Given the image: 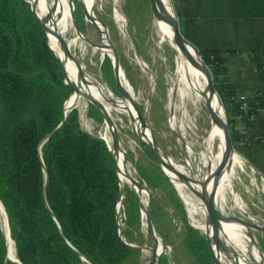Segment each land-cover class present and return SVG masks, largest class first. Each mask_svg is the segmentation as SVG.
<instances>
[{
    "label": "trees",
    "instance_id": "1",
    "mask_svg": "<svg viewBox=\"0 0 264 264\" xmlns=\"http://www.w3.org/2000/svg\"><path fill=\"white\" fill-rule=\"evenodd\" d=\"M174 1L183 35L200 49L212 72L232 140L242 141L235 117L250 125V116L260 115L264 94L240 97L227 68V55L236 50L232 43L224 49L204 45L202 26L206 21L230 20L238 26L245 19H262L264 0ZM241 34H236L238 40L248 36ZM258 70L264 81V62ZM65 79L30 2L0 0V199L18 256L23 264H84L81 255L92 264L138 260L140 250L127 246L119 233L116 206L121 189L114 155L104 139L82 128L77 109L64 120L65 102L74 92ZM89 106L91 116L100 119L102 114ZM49 135L42 161L40 146ZM123 203L126 224L138 226L139 202L127 188ZM179 207L186 221L181 241L185 254L195 264H214L205 235L187 222L180 201ZM5 260L0 214V264ZM160 264H169L165 255H160Z\"/></svg>",
    "mask_w": 264,
    "mask_h": 264
},
{
    "label": "rangeland",
    "instance_id": "2",
    "mask_svg": "<svg viewBox=\"0 0 264 264\" xmlns=\"http://www.w3.org/2000/svg\"><path fill=\"white\" fill-rule=\"evenodd\" d=\"M27 1L31 3L30 0ZM57 1L60 4V0ZM144 2L145 4H143ZM171 2L175 14L177 15L175 1L171 0ZM71 4L74 15L88 38L92 42L98 44L99 49L104 50L102 33L89 22L87 7L83 0H71ZM116 9H119L127 19L126 34H123L119 28L116 20ZM58 11L61 12L60 7ZM142 15H144V17ZM153 16L152 4L149 0H94V7L91 11L90 18L98 20L106 28L107 35L115 52V59H112L110 54H105L101 50H98V48L94 49V46L88 43L84 51L76 50V61L73 65L76 66L75 68L77 70L81 68L85 75L93 77L97 88L104 89V85H106V87L108 86L110 88L107 87L109 93L112 95L115 93L119 98L124 99L125 102L127 98L123 95L121 89H123V85L124 88H128L127 85H129L135 96L134 101L136 106L143 115L148 117L152 131L160 146L172 161L186 166L191 163L192 158L190 155H188V157L185 155L180 144L179 132L177 131L176 125L169 119L166 99L169 94L170 86L163 80L164 77L172 75L177 70L174 63V53L169 54L171 58L170 62L161 63L158 58L159 56L150 49L148 45V20L151 19L153 22ZM202 28L203 31L205 30L204 33L206 34H203V37H201L204 45H213L224 49L227 44L233 42V39L235 43L241 42L237 39L236 34H241L245 27L243 22L236 26V24L233 25L230 20H222V22L206 21ZM212 31L218 33L214 38H211ZM209 36L210 38H207ZM48 40L50 39L48 38ZM137 52L150 66L154 79L151 77V72L149 70L142 69V67L134 61ZM116 60L119 66H116ZM120 65L124 72L119 74ZM96 80L98 82H96ZM125 81H127L128 84ZM105 90L106 89L102 91ZM74 95L75 88L73 94L67 99L65 107L66 105L68 106ZM74 109L77 108L69 109L68 112ZM90 109V106H88L87 120H81L79 116L81 126L90 134L105 140L103 127L106 118L103 115L100 119L91 116ZM124 122L122 126L119 122H115L111 127L117 134L124 149V163H126L132 176L143 186L145 191L143 192V197H141L130 185H122L124 190L126 188L129 189L138 199L141 212L140 224L138 226L129 227L126 224L127 213L124 203L119 205L117 215L121 223V234L123 239L129 244L145 246L147 248V251H145L147 253L146 257H144L143 251L140 250L138 260H132L127 264H149L158 246L160 248V255H165L169 264H195L187 257L181 245V241L186 232V221L182 216L179 201L182 203L187 222L190 224L186 203L173 183L165 176L159 159L140 140L125 117ZM201 125L203 128L211 127V121H208L205 125V121L201 120ZM235 129L239 131L238 127H235ZM239 132L242 134L243 131ZM244 132L246 131L244 130ZM219 147V132L215 131V152H218ZM234 147L236 154L241 156L243 164L242 167L239 165H230L224 174V183H232L233 193L231 190H227V201L224 204H222L221 201L222 211L223 213L225 211V216H228L227 211H229L233 213V217H235L237 221H244V226L248 229L250 234L256 238V245L260 247L262 253H264V179L240 153L239 142H235ZM186 172L187 171H182V173ZM144 198L149 204L147 207H145V203H143ZM0 202H2L1 199ZM237 202L238 204L240 203V208ZM241 205L245 210H242L243 207ZM144 209L148 210L147 220L144 216ZM251 216L256 217L258 221L260 220L261 225L254 224L250 219ZM7 221L9 234L13 241H15L11 232L9 215ZM147 226L150 227L148 230ZM1 229L6 245L5 263L17 264L7 258L8 242L2 228V223ZM15 247L18 255L16 241ZM84 264L91 263L85 261ZM156 264L160 263L157 261Z\"/></svg>",
    "mask_w": 264,
    "mask_h": 264
},
{
    "label": "bare ground",
    "instance_id": "3",
    "mask_svg": "<svg viewBox=\"0 0 264 264\" xmlns=\"http://www.w3.org/2000/svg\"><path fill=\"white\" fill-rule=\"evenodd\" d=\"M30 1L33 6L35 5V11L37 10L36 13L38 16L49 28V43L52 49L60 56L66 67L67 83L75 88V95L65 108L67 110L77 108L80 119L87 120V107L93 100L96 102L95 104H97V106L102 110L104 117L106 118L103 127L104 137L116 157L121 186L128 184L141 197H143V192L145 190L143 186L132 176L130 169L126 163H124V149L117 134L111 127L115 122H119L122 126L123 123H125V117L127 118L132 130L139 136L140 140L145 145L151 146L149 129L146 131L147 133H144L145 130L143 124L132 101V98L135 99V96L131 91V87L127 85L128 88H126V90L130 96L126 97L127 101L125 102L124 99L119 98L115 93H113V95L109 93L107 91L109 88L108 86L107 88L106 85H104V89H106L105 91H102L104 89L97 88L93 77L85 75L81 68L77 67L79 70L75 68L76 66L73 64H75L76 61V50L84 51L88 41L74 26L70 15V0H60V4L57 0ZM149 1L154 9V19L153 22L151 19L148 20V45L150 46V49L159 56L158 58L161 63L167 61L170 62L171 58L169 57V54L174 53V63L177 70L172 75L163 78L164 82L170 86L169 94L166 99V105L169 119L175 123L177 131L179 132L180 144L185 152V155L187 157L190 155L192 158L189 165L182 166L172 161V159L168 156L174 167V174L172 173L174 180L172 183L186 203L192 224L202 230V234H205L207 229L205 209L201 194L202 188L194 183L184 181L181 176L183 174L184 176L186 175V178L189 177L196 180L197 183L204 181L209 184L214 180L219 170L225 149V136L220 125H218V119L214 116L211 108V101H213L214 106H216L215 93L212 91L208 94L206 76L200 69L197 57L188 50L184 49V47L177 42L174 33V24L171 21L172 19L169 21L166 16H164V13L160 12L156 8L155 0ZM83 2L87 7V17L89 22L98 28V30L102 33L104 50L99 48L98 50H101L105 54H110L111 58L115 59V52L107 35L106 28L98 20L90 18L91 11L94 7V0H83ZM164 3L166 8L165 11L170 17L174 18L175 14L170 0H164ZM143 4H145V2ZM59 7L61 12L58 11ZM116 10V20L119 28L123 34H126L127 19L119 9ZM142 16L144 17V15ZM62 43L66 44L68 47L70 51L69 56L66 55V51L64 50ZM94 49L96 48L94 47ZM134 61L142 67V69L149 70L151 72V77L154 79L150 66L142 59L138 52L136 53ZM115 64L116 66H119L117 60L115 61ZM96 82L98 81L96 80ZM125 82L127 83V81ZM215 109H217V111L221 110V108H217V106ZM219 114L222 115L221 111ZM201 120L205 121V125L208 121H211V127L203 128ZM215 131L219 132L220 147L218 152H215L214 150ZM242 164L241 156L234 153L232 156V163L230 165H239L242 167ZM210 169L211 172H213L212 177L206 178L209 175L208 170L210 171ZM182 171L187 172L182 173ZM223 178L224 175L221 179L219 188L213 195L214 201L217 202L218 206L221 204V201L222 204L227 201V190H231L233 193L232 183H224ZM143 200L145 207H147V205H149L147 200H145V198ZM120 204L121 203L119 201L117 209ZM222 204L220 206H222ZM0 205L2 208L1 223L10 248V256H12V258L20 264L14 241L8 232V221L5 215L6 212L4 204L0 202ZM215 208L217 214L218 210L216 205ZM243 209L245 210L244 207L242 210ZM144 212L145 219L147 220L148 210L144 209ZM227 214L228 216H225L224 220L217 214L220 236L224 247L227 249V252L223 255V263L264 264V253H262L260 247L256 245V238L253 237L244 226V221H237L236 218L233 217L232 212L227 211ZM250 219L254 224L261 225L260 220L258 221L256 217L251 216ZM149 228L150 227L147 226V230ZM138 247L143 251L144 257H146L147 253L145 251H147V248L145 246ZM159 255L160 248L158 246L154 251L152 260L149 264H156Z\"/></svg>",
    "mask_w": 264,
    "mask_h": 264
},
{
    "label": "water",
    "instance_id": "4",
    "mask_svg": "<svg viewBox=\"0 0 264 264\" xmlns=\"http://www.w3.org/2000/svg\"><path fill=\"white\" fill-rule=\"evenodd\" d=\"M71 2V0H70ZM171 2V0H170ZM31 4V8L34 12V15L35 17L38 19V21L41 23V25L44 27L46 33H47V37H48V33H49V28L47 27V25L44 23V21L38 16V14L36 13L35 11V7L33 6L32 3ZM71 4V3H70ZM155 5H156V8L164 13V16H166V18L170 21L173 22L174 24V33H175V37H176V40L177 42L182 46L184 47V49L188 50L189 52H191L192 54H194L196 57H197V60H198V64L200 66V69L201 71L205 74L206 76V81H207V90H208V94H210L212 91L215 93V98H216V106L217 108L220 107L221 108V113L222 115H220V111H217V109H215L216 106H214V102L211 101V108H212V111L214 113V116L218 119V125H220L222 131H223V134L225 136V149H224V154H223V157H222V161H221V165L219 167V170L214 178V180L211 182V183H206L204 181L200 182V183H197L196 180H193L189 177L186 178V175L184 176L182 174L181 178H183L184 181H187L189 183H194L196 185H199L201 188H202V201H203V206H204V209H205V216H206V233H205V237L207 239V242H208V245H209V248H210V251H211V254H212V258H213V261H214V264H224L223 263V255L227 252V249L224 247L223 245V241L221 239V236H220V229L218 227V218H217V214L220 215L219 217L221 219H225V215L222 211V207L219 205H217V202L214 201V194L216 193L217 189L219 188V185H220V182H221V179L224 175V173L226 172V170L228 169V167L230 166V164L232 163V156L234 153H236L235 151V147H234V142L232 140V137H231V134H230V128H229V124H228V121H227V116H226V112H225V108L223 106V103H222V100H221V97L215 87V84H214V80H213V76H212V73L209 69V67L207 66V64L205 63L204 61V58L202 56V53L200 51V49L194 44L192 43L190 40H188L182 33L181 31V27H180V22H179V19L177 17V15L175 14V11H174V7L172 5V2H171V5H172V8H173V11H174V14H175V17L172 18L168 15V13L165 11V3H164V0H155ZM152 9H153V6H152ZM153 13H154V9H153ZM70 15H71V18H72V21L74 23V26L76 27L77 31L86 38V40L88 41V43H90L92 46H94L95 48H99V45L92 42L88 36L86 35V33L84 32V30L81 28V26L79 25L77 19H76V16L74 15V11L72 9V4H71V10H70ZM49 42V40H48ZM50 45V43H49ZM62 46L64 47V50L66 51V55L69 56L70 54V51L68 49V47L66 46V44L62 43ZM51 47V46H50ZM52 49V47H51ZM53 50V49H52ZM54 51V50H53ZM54 53L56 54V56L58 57V59L61 61L62 65H63V68H64V72H65V78L67 77V72H66V67L64 65V63L62 62V59L60 58V56L54 51ZM124 72L122 66L120 65V68H119V74ZM116 76V75H115ZM65 82H66V79H65ZM67 85H69L67 82H66ZM117 84H118V81H117ZM70 86V85H69ZM119 86V84H118ZM71 87V86H70ZM123 89H121V91L123 92V95L125 97H129V93L128 91L126 90V88H124V85L122 86ZM74 89V86L72 87ZM132 101L137 109V113H138V116L140 117L141 121H142V124H143V127H144V130L145 132L144 133H147L146 131H148L149 129V135H150V141H151V146H148V145H145L151 152H153L155 154V156L159 159L160 163H161V166H162V169H163V172L165 174V176L171 181L173 182L174 180V176L172 175V173L174 174V167L172 165V162L171 160L169 159L168 157V154H166V152L164 151V149L160 146L156 136L154 135L153 131H152V128L150 126V123H149V120H148V117L146 115H143L140 110L138 109V107L136 106V103L134 101V98H132ZM66 103V102H65ZM96 102L93 100L91 102V104L104 116V113L102 112V110L97 106V104H95ZM216 110V111H215ZM217 112V113H216ZM69 112L68 110L65 108V105H64V120L66 119V117L68 116ZM225 116V117H224ZM63 123V122H62ZM62 123L60 124V126L62 125ZM59 126V127H60ZM149 126V127H148ZM51 135H49L42 143H41V146H40V153H41V147L43 146V144L47 141V139L50 137ZM112 152V151H111ZM112 154L114 155V153L112 152ZM114 158H115V161H116V166H117V173H118V177H119V172H118V163H117V160H116V157L114 155ZM41 159L43 161V157H42V154H41ZM250 164V163H249ZM251 165V164H250ZM212 173L211 172V169L209 171V175L208 177L206 178H210L212 177ZM207 181V180H206ZM119 184H120V189H121V195H120V203L123 204V197H124V189L123 187L121 186V183H120V177H119ZM118 201V202H119ZM3 204V203H2ZM118 204V203H117ZM215 205L217 207V214H216V208H215ZM5 207V206H4ZM5 212H6V215H7V219H8V212L5 208ZM2 213V208H1V205H0V214ZM116 214H117V206H116ZM117 220H118V224H119V233H120V237L122 239V241L129 247H132V248H136V249H139L140 248L138 246H134V245H130L129 243H127L123 237H122V234H121V223L119 221V218H118V215H117ZM58 221V220H57ZM59 222V221H58ZM189 222L190 224L200 230L199 228H197L196 226H194L190 220V216H189ZM201 233H202V230H200ZM9 232V230H8ZM14 244H15V241H14ZM7 247H8V250H7V258L10 259L12 262H15L18 264V262H16L11 255L10 253V248H9V245L7 243ZM81 257L83 258V260L85 261H88L89 263H91L85 256L81 255ZM18 260H19V263L20 264H23V262L20 260L19 256H18ZM158 263H160V256L158 258ZM92 264V263H91ZM235 264H240V263H235Z\"/></svg>",
    "mask_w": 264,
    "mask_h": 264
},
{
    "label": "crops",
    "instance_id": "5",
    "mask_svg": "<svg viewBox=\"0 0 264 264\" xmlns=\"http://www.w3.org/2000/svg\"><path fill=\"white\" fill-rule=\"evenodd\" d=\"M242 22L245 27L243 32L248 36L239 39L241 42L233 41L230 46L236 50V54L227 55L228 77L240 97H248L255 92L264 94V81L258 70V66L264 62V18L245 19ZM235 127L244 135L243 140L239 141L240 153L264 179V114L257 116L250 125L237 116Z\"/></svg>",
    "mask_w": 264,
    "mask_h": 264
},
{
    "label": "built area",
    "instance_id": "6",
    "mask_svg": "<svg viewBox=\"0 0 264 264\" xmlns=\"http://www.w3.org/2000/svg\"><path fill=\"white\" fill-rule=\"evenodd\" d=\"M241 98H246V97H242ZM243 110H245L246 112L248 111V106H247V103H243L242 107H241ZM258 112L260 114H264V105H262L259 109H258ZM257 116L256 115H251L250 116V122H252ZM264 142V140H263Z\"/></svg>",
    "mask_w": 264,
    "mask_h": 264
}]
</instances>
